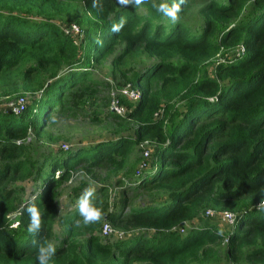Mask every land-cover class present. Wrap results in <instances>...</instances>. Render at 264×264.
<instances>
[{
    "label": "trees",
    "instance_id": "obj_1",
    "mask_svg": "<svg viewBox=\"0 0 264 264\" xmlns=\"http://www.w3.org/2000/svg\"><path fill=\"white\" fill-rule=\"evenodd\" d=\"M95 2L0 0V97L25 99L18 113L0 110V264H37L23 211L30 202L43 217L35 239L56 246L52 264H264L256 208L264 201V0H185L175 23L152 0ZM127 84L140 99H120L123 116L107 112V139L48 148L35 162L31 134L51 139L54 119L82 115L89 103L91 121L102 123L98 109ZM76 174L100 182L94 203L103 219L86 227L76 221L87 183L72 188L73 208L61 214L58 205L59 188ZM27 179L34 187L24 199L17 182ZM110 188L118 189L114 210ZM207 210L232 213L231 229L203 223L181 234ZM104 221L123 236L102 242Z\"/></svg>",
    "mask_w": 264,
    "mask_h": 264
},
{
    "label": "rangeland",
    "instance_id": "obj_2",
    "mask_svg": "<svg viewBox=\"0 0 264 264\" xmlns=\"http://www.w3.org/2000/svg\"><path fill=\"white\" fill-rule=\"evenodd\" d=\"M62 28L67 29V25L63 24ZM75 39L77 40V38ZM218 61H220V58L214 61L213 64H216ZM208 70L211 71L212 67H209ZM106 72L107 69L103 67L101 70L98 71V74L105 75ZM16 99V97L12 99L10 96L0 97V110L6 112L10 111L13 108L12 105L15 103ZM89 104L86 105L85 112L82 115H76V117L60 116L54 119V121L50 123L47 128V131L52 135L51 139L48 140L47 138H42L38 140L32 134L28 137V139L25 141V145H27L31 150L32 157L35 162L39 161V155L45 152L48 148L62 149L64 148V145H66L67 147L71 146V148L77 145L88 146L108 138L107 129L102 126L105 122V116L108 112V109L106 107L101 106L98 109V117L102 120V123L94 122L91 121V118L88 116V113H91L93 110ZM136 156H140V153L138 152ZM143 158L147 159L148 162H150V160L152 159L150 155L146 157L144 156V154ZM82 182L87 183L88 187L92 186L95 189L100 186L99 181L91 182V180H89L84 175H74V178L70 183H67L61 188H59L58 205L60 207L61 214L64 213L65 210L68 211V209L74 207L75 200L74 194L72 193V188H79ZM17 184V186H22L24 188V199L27 198V194L30 190H33L34 187V183L31 179H27L25 181L21 180L17 182ZM117 191L118 189L115 188H110L109 191L110 198L112 201V205L110 207L111 210L115 209L114 205L116 204V199L118 197ZM143 199L145 200V198ZM15 217L16 214L10 215V220H14ZM203 223H211L214 225V227H216L219 231L222 232H227L231 229V224H228L224 219L221 218L220 215H214L210 217L204 214L201 220H194L190 223L185 224L183 227V232H181V234H185L190 228L199 227ZM99 232L100 230L97 231L96 234L101 238ZM54 233L56 236L60 235V226L57 222L54 224ZM116 237L117 234H112L106 239L101 238V241L114 242Z\"/></svg>",
    "mask_w": 264,
    "mask_h": 264
},
{
    "label": "clouds",
    "instance_id": "obj_3",
    "mask_svg": "<svg viewBox=\"0 0 264 264\" xmlns=\"http://www.w3.org/2000/svg\"><path fill=\"white\" fill-rule=\"evenodd\" d=\"M117 3L122 7H139L145 3H148V0H117ZM185 3V0H172V3H160L157 4L155 0H152V6L156 8L158 12H161L166 16L172 23L177 22L179 19L178 14L181 11V5ZM93 7H99L95 2ZM126 21L124 18H121L119 24H114L111 28V31L114 33L120 32L123 28ZM97 43H102L97 41ZM95 188L92 186L87 187L81 196L78 199V211L79 215L82 218L81 220L76 221L77 227H86L90 224L98 223L103 219V212L100 208L96 207L94 203L95 199ZM261 210L264 211V205H261ZM29 216V224L27 225V233L30 237L33 238L32 242L37 246L36 260L37 264H52L54 257L56 255V246L54 243L46 240L37 241L35 237L39 236L42 225L43 217L34 202H30L26 205L25 209Z\"/></svg>",
    "mask_w": 264,
    "mask_h": 264
},
{
    "label": "built area",
    "instance_id": "obj_4",
    "mask_svg": "<svg viewBox=\"0 0 264 264\" xmlns=\"http://www.w3.org/2000/svg\"><path fill=\"white\" fill-rule=\"evenodd\" d=\"M64 32L67 34L73 33L75 35H79V28L76 25L71 24L70 27H67V29H63ZM237 56L243 54V49L239 48L237 52L235 53ZM120 99H124L128 101L129 103L135 104L140 99V90L137 86H133L130 84H127L123 87H120L119 89H116L115 91L111 92L110 102L108 105V111L120 116H123L126 114V112L129 110L128 107H126ZM24 101L25 99L23 97H19L16 99L15 103L12 105V111L15 113H18V111H22L24 109ZM143 147V145H142ZM144 156L148 157L149 152L147 150H144L142 152V157ZM261 205H264V201L257 205L256 208H261ZM215 212L211 210H207L205 212V215L212 216ZM222 219H224L228 224H232L234 221V216L232 213L229 212H221L218 213ZM12 227H16L17 223H13L11 225ZM180 232H183V229L180 230ZM100 236L101 238H108L112 234H117L118 239H120L123 236V233L120 231L115 230L107 221H104L100 228Z\"/></svg>",
    "mask_w": 264,
    "mask_h": 264
}]
</instances>
